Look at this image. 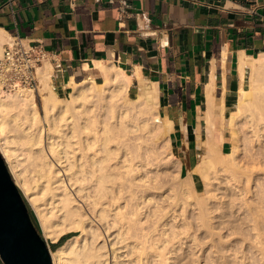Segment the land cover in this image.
I'll return each instance as SVG.
<instances>
[{"label":"bare ground","instance_id":"1","mask_svg":"<svg viewBox=\"0 0 264 264\" xmlns=\"http://www.w3.org/2000/svg\"><path fill=\"white\" fill-rule=\"evenodd\" d=\"M5 36L0 29V43ZM244 56L236 62L242 79L246 71H264V53L253 58ZM100 68L103 74L101 83L92 80L71 83L66 91L68 99L61 104V100L51 89L50 65L43 63L38 71L41 110L44 113L42 118L31 92L19 91L9 95L0 91V155L15 184L32 206L43 235L56 241L68 231L76 232L50 252L52 264H83L85 261H90V264H167V253L160 252L159 248H155L157 252L153 254V263L147 261V258H141L145 249L141 240L132 241L135 245L123 257L128 259L132 253L136 257L124 262L117 260L112 244L107 252L100 253L104 247H91L92 238L88 241L87 236L93 226L96 228L92 230L93 238L105 235L102 243L108 242V231L116 224L125 226V230L129 226L141 227L142 223L136 212L127 214L124 206L118 205L124 199L123 184L120 182L116 185L114 180H120L122 175L130 176L142 166L152 167L156 158L154 154H148L140 161V156L129 150L124 137L126 133L144 132L154 140V137H158L156 130L163 134L170 131L171 126L170 122L160 118L156 112V89L148 81L141 79L139 74L138 92L128 99L153 109L156 116L149 122L138 113L127 122L125 106L117 109L118 106L112 103L111 98L118 99L126 93L131 77L114 66ZM238 91L232 103L226 105L222 102L219 106H214L209 102L207 105L204 114L207 129L217 116L222 117L232 133V143L230 150L226 152L221 149L223 130L214 133L215 135L210 130L212 126L206 130L204 152L192 169L199 178L206 179L208 170L216 163L222 166V172L227 178L235 176L232 161L237 148L236 139L243 132L236 125L237 117L242 116L248 128L246 131L251 135L264 136L263 92L261 91L263 96L258 94L259 98L253 101L246 89ZM98 100L103 102L99 107L96 106ZM104 109L110 113L108 119L112 120V124L100 119L97 112H103ZM74 114L79 116L81 123L76 122ZM62 130L67 132L63 133ZM168 144L170 145L169 141ZM112 158L117 160L116 168L119 171L123 169L120 171L122 174L111 173ZM109 185H115L116 188ZM122 202L126 205L124 200ZM103 220L106 223L100 232L97 225ZM114 232V238L122 237L118 230ZM150 246L159 247L154 241L150 242ZM261 260L264 263V251H261Z\"/></svg>","mask_w":264,"mask_h":264},{"label":"crops","instance_id":"2","mask_svg":"<svg viewBox=\"0 0 264 264\" xmlns=\"http://www.w3.org/2000/svg\"><path fill=\"white\" fill-rule=\"evenodd\" d=\"M0 29L49 53L53 92L110 66L128 91L138 74L152 84L181 176L204 152L208 103H232L250 76L236 62L264 53V0H0Z\"/></svg>","mask_w":264,"mask_h":264},{"label":"rangeland","instance_id":"3","mask_svg":"<svg viewBox=\"0 0 264 264\" xmlns=\"http://www.w3.org/2000/svg\"><path fill=\"white\" fill-rule=\"evenodd\" d=\"M7 39L5 37L0 43V53L1 44H4ZM94 81L101 83L103 79L99 78ZM246 84L248 85L246 93L251 94L253 101L255 98H259L258 94L263 96L264 71L250 72L249 81L246 80ZM39 90L40 85L38 93L33 95V100L42 118L44 113L41 110L42 95ZM53 93L61 100L59 101L61 104H64L68 99L64 91ZM136 94V91L127 89L120 98H111L112 103L118 106L117 109L122 105L125 106L127 122H130L128 120L138 113L152 122L156 116L153 109L128 99V97L133 98ZM9 95H14V93ZM102 103L98 100L96 106L99 107ZM106 111L104 109L103 112L100 110L97 113L100 119L111 122L112 120L108 119L110 113ZM74 118L76 122L81 123L77 114ZM238 118L236 125L243 132H239L236 139L237 148L232 161L235 176L229 178L223 174L222 166L218 163L208 170L206 179L199 178L193 172V168L189 173L180 176L179 160L168 144V130L163 134L156 130L158 137H154V140L144 132L126 133L124 139H126L129 150L135 155L138 154L141 160L136 158L143 161V158L148 154H154L156 158L152 167L142 166L138 172L126 177L122 175L120 180H114L116 185L122 182V196L124 197L122 200L126 202L124 205L121 200L118 205L124 206L126 209L124 211L127 214L136 212L137 218L142 224L139 228L135 225L129 226V229L126 230L125 226L116 224L115 227L109 229L110 236H108V242L105 243H102L105 237V235L102 236L103 233L101 238L96 236L93 238L92 232L94 231L92 230L96 229L93 226L87 236L88 241L92 238L90 246L104 247L100 250L102 253L107 252L108 247H111L112 244L119 262L133 260L136 257L134 253L127 257L128 259H125L123 255H126L127 252L129 254L130 247L135 245V243L132 244V241L140 242L141 240L145 247L141 258H147V261L152 263L155 260L153 254L157 252L155 248H159L160 252L167 253L166 256L169 258L167 264H264L261 260V251H264V136L251 135L247 132L248 128L244 124L242 116L239 118L240 120ZM243 124L245 127L242 128ZM211 126L209 129L213 135L217 134L219 130H223L224 141H226L224 151L230 150L232 133L226 127L222 117L217 116ZM209 129L207 126L204 129L205 139ZM62 132L66 133L67 130H62ZM116 162L117 160L113 158L110 161L113 174L123 171V169L119 171L116 168ZM138 162L134 161L136 165ZM120 174L122 173L120 172ZM10 175L13 179L11 173ZM109 186L113 189L116 188L115 185ZM16 187L18 186L16 185ZM23 197L31 212L33 224L45 240L50 252L57 248H53L52 244L62 236L70 237L76 233L68 231L60 235L56 241H51L43 235L32 206L24 195ZM107 220L110 221V218ZM105 223L103 220L97 225L100 232L105 227ZM113 230H118L122 237L114 238L116 232ZM151 241H154L159 247H151ZM123 245L128 247L122 248ZM90 263V261H85L83 264Z\"/></svg>","mask_w":264,"mask_h":264},{"label":"water","instance_id":"4","mask_svg":"<svg viewBox=\"0 0 264 264\" xmlns=\"http://www.w3.org/2000/svg\"><path fill=\"white\" fill-rule=\"evenodd\" d=\"M24 201L0 155V262L52 264L50 250L34 227Z\"/></svg>","mask_w":264,"mask_h":264},{"label":"built area","instance_id":"5","mask_svg":"<svg viewBox=\"0 0 264 264\" xmlns=\"http://www.w3.org/2000/svg\"><path fill=\"white\" fill-rule=\"evenodd\" d=\"M50 55L40 45L26 42L18 36L9 37L0 53V91L38 93V71Z\"/></svg>","mask_w":264,"mask_h":264},{"label":"trees","instance_id":"6","mask_svg":"<svg viewBox=\"0 0 264 264\" xmlns=\"http://www.w3.org/2000/svg\"><path fill=\"white\" fill-rule=\"evenodd\" d=\"M77 82H79V81H77ZM25 202V201H24ZM26 203V202H25ZM26 206H27V204H26ZM27 209H28V207H27ZM28 213H29V216H30V219H31V221H32V223H33V220H32V216H31V212H30V210L28 209ZM34 225V224H33ZM34 227L36 228V226L34 225ZM36 230H37V228H36ZM68 238V236L66 235V236H62L56 243H54V244H52V247L54 248V247H59L61 244H63V242L66 240Z\"/></svg>","mask_w":264,"mask_h":264}]
</instances>
